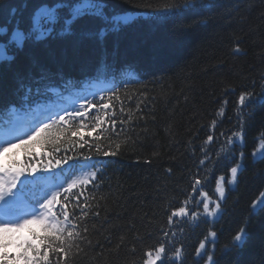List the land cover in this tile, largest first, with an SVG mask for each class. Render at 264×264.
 I'll return each mask as SVG.
<instances>
[{
    "label": "trees",
    "instance_id": "16d2710c",
    "mask_svg": "<svg viewBox=\"0 0 264 264\" xmlns=\"http://www.w3.org/2000/svg\"><path fill=\"white\" fill-rule=\"evenodd\" d=\"M173 2L108 0L110 7L135 16L120 34L107 37L103 49L93 41L65 36L51 41L48 48L37 45L20 54L19 70L27 71L29 57L34 56L52 72L62 73L63 80L57 77L56 83L66 85L73 74L81 78L89 75L92 66L98 69L95 64L104 50L109 58L138 66L127 87L130 94L117 102L126 111L114 110L111 104L110 111L98 114H109L106 118L115 119L117 127L114 134L110 119L99 136L88 135L93 151L68 127L56 123L47 137L15 150L37 146L51 159L70 157L68 162L94 155L92 169L103 168L93 183L72 190L82 193L80 208L88 205L82 221H70L79 224L75 230L83 238L76 239L66 255L50 251L51 264H143L144 252L161 242L167 245L168 257L182 245L183 264H203L195 249L209 231L217 234L215 244L208 247L214 248L220 264H264V211L250 210L251 202L264 191V165L251 164V153L264 133V108L258 106L249 118L252 109L241 110L236 103L241 92L264 89V0H210L209 8L198 4L171 14L163 10ZM18 4L19 0H0V15ZM177 25L185 29L179 40L173 31ZM17 70L0 66V102L14 94ZM241 111L243 140L227 146V137L241 130ZM209 135L212 141H207ZM116 145L120 147L115 156L96 151L97 146L103 152L117 151ZM222 146L227 147V155ZM240 152L245 160L235 187L225 191L220 214L205 221L203 206L197 204L202 199L199 192L215 200L217 178L229 176ZM205 155L208 160L201 165ZM197 177L205 183L193 193ZM186 199L190 211L201 213L199 221L189 215L170 224L171 210L183 206ZM67 210L80 215L75 198L69 200ZM244 226L248 242L237 257L229 251L231 240Z\"/></svg>",
    "mask_w": 264,
    "mask_h": 264
},
{
    "label": "snow or ice",
    "instance_id": "6c2138e0",
    "mask_svg": "<svg viewBox=\"0 0 264 264\" xmlns=\"http://www.w3.org/2000/svg\"><path fill=\"white\" fill-rule=\"evenodd\" d=\"M198 4L205 8L211 7L210 0H175V2L166 5L163 10L171 14L177 10L183 11L195 8ZM151 14L149 13V15ZM133 19V16L126 10L118 11L114 7H110L108 0H19L18 5L8 9L7 15H0V66L6 65L9 68L16 67L18 69L14 74L17 86L14 92L16 99L9 101V105L20 104L30 111L33 103L38 104L48 93L58 91L54 87L57 77L63 80L62 73L52 72L34 56L29 57L30 67L27 71L19 70L20 54L25 52L26 49L34 48L37 45H43L48 48L51 41L65 36H76L81 41H93L103 49L107 37L120 34L126 26L133 22ZM184 30L181 25L174 27L173 31L177 40L181 39ZM104 51L105 54L101 57L100 67H107L106 50ZM236 51L239 52L238 45ZM107 91L115 95L113 89H108ZM82 99L84 103L80 107L83 111L77 110L74 114H66L74 115V117H79L83 120L91 109L97 107V104L89 102L87 97ZM103 100L104 97H100V101ZM236 103L241 110L245 108L252 109V111L247 113V116L253 118L258 106L264 108V89H262L261 93L243 91L239 94ZM102 107L106 110L110 107V104L102 103ZM218 114L222 115L223 110ZM54 116H58V121H53ZM243 116L244 113L241 111V130L227 137V146L243 140ZM44 119L53 121V123H67L65 116L59 115L58 112L49 113ZM95 119L97 129L105 124L104 119L98 116ZM53 123H45L44 120H38L36 124L39 126L34 124L29 129L31 135L28 136L27 140L22 138L27 133H23L14 137L17 144H13L11 140L0 142V154L12 147L26 145L37 137H47L48 129L53 127ZM120 123L121 125L123 124L122 121ZM215 123V121L212 122L213 125ZM80 126L86 127L83 123ZM116 127L117 121L111 119L110 128L114 134ZM212 140L213 136L209 135L207 141ZM5 143L6 147L4 146ZM80 146L83 147L82 144ZM119 147V145H116L117 151L103 152L97 146L96 151L98 153L102 152L104 156H115L118 154ZM56 151L59 152V148ZM221 151L227 155L226 146H222ZM68 159L71 158L56 159L55 165L59 167L67 164ZM91 159V156L84 157L85 161ZM206 160H208L207 155L200 161V164L203 165ZM244 160L245 154L240 152L239 157L229 169L230 179H227V183L233 184L238 181ZM47 163L51 167L52 160L49 159ZM98 163L102 165V161ZM251 164L253 167L264 165V133L261 134L256 148L251 153ZM18 165L19 162L15 160L0 163V248L6 247L3 234L28 228L29 225H38L40 231L29 228L30 236L22 241L20 246L23 251L20 256L23 257L26 264H42V262L43 264H51L50 251L57 256L66 255L67 250L73 247L75 240L83 238L82 233L75 230L79 227V224L71 223L70 221L73 218L77 222L82 221L87 215L86 209L88 205L85 204L83 208H80L82 193L77 195L72 191L77 187V181L73 180L67 183V188L63 184H57L42 190L38 195L33 194L28 203L22 207L21 205L24 201L23 186L29 179V173L34 175L38 172L39 162L27 163L24 166ZM102 170V167L99 169L94 168L91 172L84 173L87 179H80L79 185L84 187L93 183ZM225 180V176L217 178L215 200L207 192H199L202 199L197 201V204H202L203 206L202 215L205 221L209 217H217L221 212V204L226 199L225 187L223 186ZM204 183L205 180L199 177L195 178L192 187L193 193H196ZM67 194H71V196ZM61 198H63V202ZM71 198H75V206L80 211L79 216H73L67 210ZM84 199L86 200L87 197H84ZM188 205L189 200L186 199L183 201V206L172 209L168 216V222L171 224L174 219L188 217L189 215L194 221H199L201 213L199 211H190ZM54 207H57V211L53 210ZM250 210L254 214L264 211V191L260 192L257 198L251 202ZM59 217H62V219ZM83 231L86 232V229H83ZM41 232L43 235H41ZM168 235V232L164 233L165 238ZM173 235L175 234L173 233ZM248 235L247 226H244L232 237L229 251L234 256L239 257L243 253L244 247L248 242ZM216 236L217 234L214 231H209L195 249V256L198 260H202L203 264H220L214 248L210 249L208 247L209 244H215ZM36 241H39V243ZM42 247L43 253L41 254ZM224 254L227 255V252ZM6 257L7 253L0 251V262L8 264ZM166 260H171V264H177V262L183 264V246L175 247L171 257H168V248L165 242L158 243L144 252L143 264H166Z\"/></svg>",
    "mask_w": 264,
    "mask_h": 264
},
{
    "label": "rangeland",
    "instance_id": "374dc122",
    "mask_svg": "<svg viewBox=\"0 0 264 264\" xmlns=\"http://www.w3.org/2000/svg\"><path fill=\"white\" fill-rule=\"evenodd\" d=\"M1 135H2V133L0 132V142H5L4 141V139H3V137H1ZM12 143L13 144H16V142L14 141V140H12ZM5 147L7 146L6 145V143H5V145H4ZM9 150V149H8ZM7 150V151H8ZM44 183H45V186L47 187V188H49V187H51V186H53V185H57V183L56 182H54V181H51V180H44ZM26 218H29V217H26ZM33 226H35L36 228H38L39 226L38 225H33ZM24 229H21V230H19V231H16V232H12V233H5V234H3V235H7V236H9V238H10V240H11V242H15V241H20V235H22V234H20V233H23L24 231H23ZM23 231V232H22ZM17 246V245H16ZM15 245H10L9 246V249L10 250H13L14 252H17V250H18V248L16 247ZM14 255V257H13V259H11V256L9 257L10 258V261L11 262H20L19 261V258L17 257V255L16 254H13ZM15 259V260H14Z\"/></svg>",
    "mask_w": 264,
    "mask_h": 264
}]
</instances>
